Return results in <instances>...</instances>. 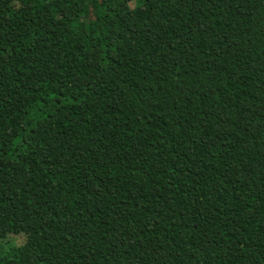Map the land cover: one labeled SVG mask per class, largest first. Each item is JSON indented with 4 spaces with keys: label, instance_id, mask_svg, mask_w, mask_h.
Instances as JSON below:
<instances>
[{
    "label": "trees",
    "instance_id": "trees-1",
    "mask_svg": "<svg viewBox=\"0 0 264 264\" xmlns=\"http://www.w3.org/2000/svg\"><path fill=\"white\" fill-rule=\"evenodd\" d=\"M0 264H264V0H0Z\"/></svg>",
    "mask_w": 264,
    "mask_h": 264
}]
</instances>
